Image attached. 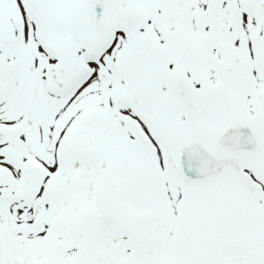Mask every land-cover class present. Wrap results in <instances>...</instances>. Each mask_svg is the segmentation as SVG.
<instances>
[{"label":"snow or ice","instance_id":"1","mask_svg":"<svg viewBox=\"0 0 264 264\" xmlns=\"http://www.w3.org/2000/svg\"><path fill=\"white\" fill-rule=\"evenodd\" d=\"M0 264H264V0H0Z\"/></svg>","mask_w":264,"mask_h":264}]
</instances>
